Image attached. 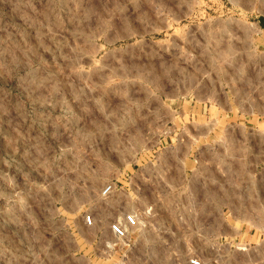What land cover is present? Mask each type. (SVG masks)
<instances>
[{
	"label": "rangeland",
	"instance_id": "374dc122",
	"mask_svg": "<svg viewBox=\"0 0 264 264\" xmlns=\"http://www.w3.org/2000/svg\"><path fill=\"white\" fill-rule=\"evenodd\" d=\"M252 21L264 0H0V264H112L129 210L150 225L123 264H263ZM195 94L211 108L190 120Z\"/></svg>",
	"mask_w": 264,
	"mask_h": 264
},
{
	"label": "built area",
	"instance_id": "2783aa9c",
	"mask_svg": "<svg viewBox=\"0 0 264 264\" xmlns=\"http://www.w3.org/2000/svg\"><path fill=\"white\" fill-rule=\"evenodd\" d=\"M113 183L104 185L99 192L100 198L103 200L111 198L114 193L117 192ZM127 196H129L126 193ZM137 192L133 193L131 196L136 197ZM130 197V198H132ZM152 206L145 205L142 209V215L148 217L152 216ZM140 214L133 211H123L120 213L119 217L107 222V230L110 234V241H108L106 246V251L108 256L113 257L115 261L112 264H123L122 258L125 256L127 250L134 246L135 239L139 241V238H134L133 235L137 233L142 228H147L150 224L142 221ZM95 220L91 215H85L83 217V223L87 226H92ZM133 237V238H132ZM215 259L211 262H205L201 256L197 254H186L184 264H216L217 254L215 253ZM176 254L172 253L171 258L176 259ZM264 264V263H263Z\"/></svg>",
	"mask_w": 264,
	"mask_h": 264
},
{
	"label": "crops",
	"instance_id": "0c3cea01",
	"mask_svg": "<svg viewBox=\"0 0 264 264\" xmlns=\"http://www.w3.org/2000/svg\"><path fill=\"white\" fill-rule=\"evenodd\" d=\"M253 26H256L258 29H259V33L258 34H262L264 36V25L263 26H259L258 25V22H250ZM262 42H263V47H264V38L262 37ZM253 83V82H252ZM223 93V92H222ZM223 95V94H222ZM209 101V100H208ZM226 101H228L226 99ZM188 107H187V110H186V113H187V116L190 117V120L193 119V117H196L197 114H201V113H204V109L208 110V108H211L210 106H206V103H207V98L204 97L203 95L201 94H195L194 96H191L189 99H188ZM216 110V107H220L219 104H214L213 105ZM222 109V107H220ZM193 162V161H192ZM203 160L201 159L200 160V169H202V166H203ZM211 164V163H209ZM192 166V165H191ZM203 173V172H201ZM186 176L189 177V179L191 178V172L189 171V173H186ZM202 178V177H201ZM107 229V228H106ZM107 233H108V230H107ZM108 236H109V239H110V234L108 233Z\"/></svg>",
	"mask_w": 264,
	"mask_h": 264
}]
</instances>
